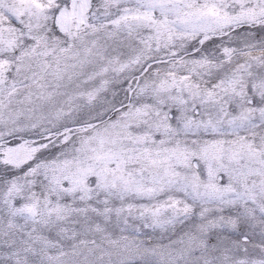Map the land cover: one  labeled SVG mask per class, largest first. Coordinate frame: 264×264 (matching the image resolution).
Masks as SVG:
<instances>
[{"label": "snow or ice", "instance_id": "1", "mask_svg": "<svg viewBox=\"0 0 264 264\" xmlns=\"http://www.w3.org/2000/svg\"><path fill=\"white\" fill-rule=\"evenodd\" d=\"M0 264H264V0H0Z\"/></svg>", "mask_w": 264, "mask_h": 264}]
</instances>
